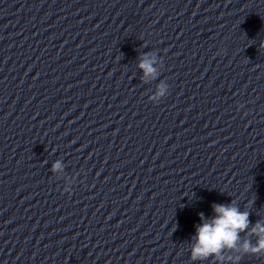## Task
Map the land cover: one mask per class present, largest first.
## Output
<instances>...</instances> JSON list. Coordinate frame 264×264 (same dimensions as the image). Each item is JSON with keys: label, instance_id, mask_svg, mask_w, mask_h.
<instances>
[{"label": "clouds", "instance_id": "obj_1", "mask_svg": "<svg viewBox=\"0 0 264 264\" xmlns=\"http://www.w3.org/2000/svg\"><path fill=\"white\" fill-rule=\"evenodd\" d=\"M260 47H264V43ZM157 65L162 66V61L155 51L141 54L137 67L143 72L141 79L144 83L160 76ZM168 93L169 85L161 80L149 100L159 103ZM51 170L53 173L62 172V163L56 161ZM63 191L69 193L67 188ZM211 207L212 217L206 218L199 213L201 223L195 228L194 243L190 244L192 262L203 264L211 258L212 264H240L247 255L264 256V221L257 220L253 224L250 212L242 211L234 200L228 204L213 203Z\"/></svg>", "mask_w": 264, "mask_h": 264}]
</instances>
